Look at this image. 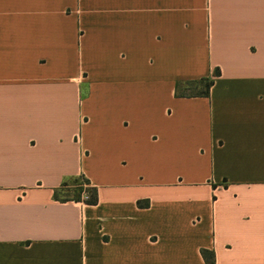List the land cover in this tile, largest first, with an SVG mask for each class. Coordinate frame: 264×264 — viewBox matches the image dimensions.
Instances as JSON below:
<instances>
[{
  "label": "crops",
  "instance_id": "crops-1",
  "mask_svg": "<svg viewBox=\"0 0 264 264\" xmlns=\"http://www.w3.org/2000/svg\"><path fill=\"white\" fill-rule=\"evenodd\" d=\"M82 174L96 204L55 199ZM202 248L264 264V0H0V264Z\"/></svg>",
  "mask_w": 264,
  "mask_h": 264
},
{
  "label": "trees",
  "instance_id": "trees-1",
  "mask_svg": "<svg viewBox=\"0 0 264 264\" xmlns=\"http://www.w3.org/2000/svg\"><path fill=\"white\" fill-rule=\"evenodd\" d=\"M219 74L220 70L216 69L212 76L201 77L195 80L178 81L175 86V95L179 97L209 96L210 88L214 83V78ZM66 191H73L74 195L69 196L60 194ZM84 193L87 194V198H83ZM54 197L60 201H78L84 199L87 204H96L98 202V191L97 187L91 186L89 179L82 174L64 180L60 187L54 190ZM137 204L140 207H146L149 205V201L147 199L139 200ZM201 254L206 264H215L214 251L202 248Z\"/></svg>",
  "mask_w": 264,
  "mask_h": 264
},
{
  "label": "rangeland",
  "instance_id": "rangeland-1",
  "mask_svg": "<svg viewBox=\"0 0 264 264\" xmlns=\"http://www.w3.org/2000/svg\"><path fill=\"white\" fill-rule=\"evenodd\" d=\"M86 186V185H85ZM87 187V186H86ZM72 189V188H71ZM61 195H69V196H72V195H74V192L73 191H69V192H62V193H60Z\"/></svg>",
  "mask_w": 264,
  "mask_h": 264
},
{
  "label": "built area",
  "instance_id": "built-area-1",
  "mask_svg": "<svg viewBox=\"0 0 264 264\" xmlns=\"http://www.w3.org/2000/svg\"><path fill=\"white\" fill-rule=\"evenodd\" d=\"M83 198H87V194L84 193V194H83Z\"/></svg>",
  "mask_w": 264,
  "mask_h": 264
}]
</instances>
